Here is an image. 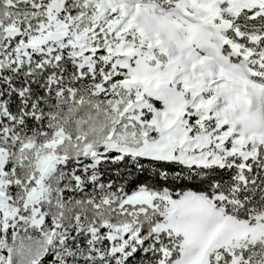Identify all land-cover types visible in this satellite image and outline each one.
<instances>
[{
  "label": "snow or ice",
  "instance_id": "1",
  "mask_svg": "<svg viewBox=\"0 0 264 264\" xmlns=\"http://www.w3.org/2000/svg\"><path fill=\"white\" fill-rule=\"evenodd\" d=\"M0 264H264V0H0Z\"/></svg>",
  "mask_w": 264,
  "mask_h": 264
}]
</instances>
